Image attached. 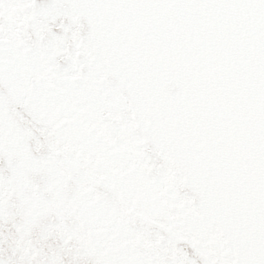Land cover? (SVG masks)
Instances as JSON below:
<instances>
[{"label":"snow or ice","instance_id":"1","mask_svg":"<svg viewBox=\"0 0 264 264\" xmlns=\"http://www.w3.org/2000/svg\"><path fill=\"white\" fill-rule=\"evenodd\" d=\"M0 264H264V0H0Z\"/></svg>","mask_w":264,"mask_h":264}]
</instances>
